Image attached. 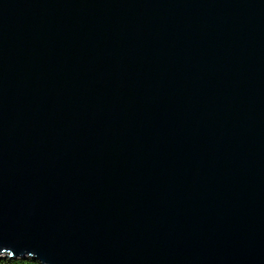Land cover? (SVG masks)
<instances>
[{"label": "water", "instance_id": "95a60500", "mask_svg": "<svg viewBox=\"0 0 264 264\" xmlns=\"http://www.w3.org/2000/svg\"><path fill=\"white\" fill-rule=\"evenodd\" d=\"M0 256L264 264V0H0Z\"/></svg>", "mask_w": 264, "mask_h": 264}, {"label": "trees", "instance_id": "16d2710c", "mask_svg": "<svg viewBox=\"0 0 264 264\" xmlns=\"http://www.w3.org/2000/svg\"><path fill=\"white\" fill-rule=\"evenodd\" d=\"M0 264H42L39 260L32 257H8L0 256Z\"/></svg>", "mask_w": 264, "mask_h": 264}]
</instances>
